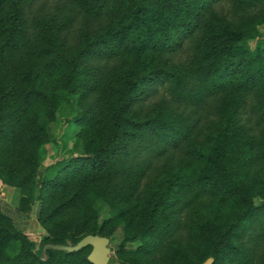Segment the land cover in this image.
<instances>
[{
	"label": "trees",
	"instance_id": "1",
	"mask_svg": "<svg viewBox=\"0 0 264 264\" xmlns=\"http://www.w3.org/2000/svg\"><path fill=\"white\" fill-rule=\"evenodd\" d=\"M262 25L264 0H0V182L43 229L0 206V264H91L45 248L87 235L116 264H264Z\"/></svg>",
	"mask_w": 264,
	"mask_h": 264
},
{
	"label": "rangeland",
	"instance_id": "2",
	"mask_svg": "<svg viewBox=\"0 0 264 264\" xmlns=\"http://www.w3.org/2000/svg\"><path fill=\"white\" fill-rule=\"evenodd\" d=\"M262 33L261 40L264 42V25L259 27ZM256 41H251L249 46L254 48ZM78 132V127L69 121L68 116L65 112L61 111L55 122L49 126V137L50 142L44 146L42 149V161L43 167L49 165L52 162L60 160L66 155L68 151L72 148L73 139L75 134ZM21 195L18 189H6L0 183V206L3 212L9 216L17 229L27 233L32 241L37 240V235L43 229L38 224L37 210L38 204H36L33 209L27 213L20 212L19 200ZM102 216L107 217V209L105 208L102 212ZM122 234L121 229H118L115 234V243L120 239ZM115 244H110V260L108 264H116V258L114 253Z\"/></svg>",
	"mask_w": 264,
	"mask_h": 264
},
{
	"label": "water",
	"instance_id": "3",
	"mask_svg": "<svg viewBox=\"0 0 264 264\" xmlns=\"http://www.w3.org/2000/svg\"><path fill=\"white\" fill-rule=\"evenodd\" d=\"M90 247L91 251L88 254L87 260L91 264H108L110 260V240L106 237L87 235L83 237L75 245H56L46 246L57 251H65L69 253L78 252L84 248ZM39 243L35 244V249L38 250ZM211 260H207L204 264H210Z\"/></svg>",
	"mask_w": 264,
	"mask_h": 264
},
{
	"label": "crops",
	"instance_id": "4",
	"mask_svg": "<svg viewBox=\"0 0 264 264\" xmlns=\"http://www.w3.org/2000/svg\"><path fill=\"white\" fill-rule=\"evenodd\" d=\"M1 183V182H0ZM2 184V183H1ZM2 186L4 187V188H6V189H14V188H11V187H7V186H5V185H3L2 184Z\"/></svg>",
	"mask_w": 264,
	"mask_h": 264
}]
</instances>
